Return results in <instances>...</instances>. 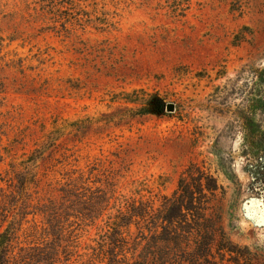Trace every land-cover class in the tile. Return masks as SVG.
Returning a JSON list of instances; mask_svg holds the SVG:
<instances>
[{
    "label": "rangeland",
    "instance_id": "374dc122",
    "mask_svg": "<svg viewBox=\"0 0 264 264\" xmlns=\"http://www.w3.org/2000/svg\"><path fill=\"white\" fill-rule=\"evenodd\" d=\"M251 61L264 0H0L1 264H264Z\"/></svg>",
    "mask_w": 264,
    "mask_h": 264
},
{
    "label": "trees",
    "instance_id": "16d2710c",
    "mask_svg": "<svg viewBox=\"0 0 264 264\" xmlns=\"http://www.w3.org/2000/svg\"><path fill=\"white\" fill-rule=\"evenodd\" d=\"M71 6H73V3ZM48 8H51L50 5H48ZM50 12H52L51 9ZM242 72H245L247 76L248 94L245 107H239L235 111V116L238 118L236 123L242 134L243 155L247 160L252 174L258 175L255 180L257 182L256 184H259L264 182V67H256L255 62L251 61L244 66ZM26 163L27 161H24V166ZM130 211L135 212V209H131ZM123 214L124 212L119 211L116 218H120L123 222L126 217L122 216ZM133 216L139 220L136 225L144 222L146 223L144 227L150 234L154 231L156 220L150 211L141 209V211L134 213ZM112 225L115 234L121 235L117 231L118 226H121L117 220L112 222ZM116 241H122V245L124 243L122 239H117ZM2 260L0 258V264Z\"/></svg>",
    "mask_w": 264,
    "mask_h": 264
},
{
    "label": "water",
    "instance_id": "95a60500",
    "mask_svg": "<svg viewBox=\"0 0 264 264\" xmlns=\"http://www.w3.org/2000/svg\"><path fill=\"white\" fill-rule=\"evenodd\" d=\"M169 109H170V110H172V109H173V106H172V105H170V106H169Z\"/></svg>",
    "mask_w": 264,
    "mask_h": 264
}]
</instances>
